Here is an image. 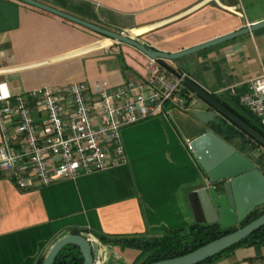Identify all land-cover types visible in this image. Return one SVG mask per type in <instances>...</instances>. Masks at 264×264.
I'll use <instances>...</instances> for the list:
<instances>
[{
	"label": "crops",
	"instance_id": "obj_1",
	"mask_svg": "<svg viewBox=\"0 0 264 264\" xmlns=\"http://www.w3.org/2000/svg\"><path fill=\"white\" fill-rule=\"evenodd\" d=\"M38 1L168 53L264 21V0ZM150 59L136 46L42 8L0 0V81L16 93L84 82L94 98L93 87L145 79ZM167 62L236 106L229 89L244 92L264 70V26ZM188 109L170 103L165 114L124 127L128 161L121 166L28 189L0 170V264H38L74 230L98 239L96 232L152 237L204 221L194 192L207 177L189 142L208 125ZM99 241L104 264L143 259L136 249ZM245 248L222 264H264V245Z\"/></svg>",
	"mask_w": 264,
	"mask_h": 264
},
{
	"label": "built area",
	"instance_id": "obj_2",
	"mask_svg": "<svg viewBox=\"0 0 264 264\" xmlns=\"http://www.w3.org/2000/svg\"><path fill=\"white\" fill-rule=\"evenodd\" d=\"M148 66L145 79L93 87L94 98L84 82L16 93L0 81V170L28 189L126 164L124 127L165 114L170 103H197L194 92L185 90V79H192L186 72L177 76L155 58ZM246 87L242 93L231 87L230 96L264 131V70ZM88 238L98 244L97 264H104L101 242Z\"/></svg>",
	"mask_w": 264,
	"mask_h": 264
},
{
	"label": "water",
	"instance_id": "obj_3",
	"mask_svg": "<svg viewBox=\"0 0 264 264\" xmlns=\"http://www.w3.org/2000/svg\"><path fill=\"white\" fill-rule=\"evenodd\" d=\"M21 1L77 22L117 41L136 46L151 58L157 59L161 66L177 76H180V72L171 66L167 60L177 59L264 26V21L259 22L192 48L176 53H168L147 48L131 35L115 32L88 22L38 0ZM184 83L196 96L208 104L206 109H192V114L201 122L208 125L219 116H223L264 147V135L216 99L212 94L213 92L192 79H185ZM189 148L207 177V182L194 192V197L205 216V220L202 222L219 223L223 228L233 227L242 223L257 207L264 205V171L253 160L238 151L230 142L214 130L207 129L191 140ZM262 226H264V213L236 230L191 252L149 264H198L240 243ZM66 245L79 247L84 258L83 264H97L98 244L91 241L87 233H69L59 238L44 257L42 264H53L59 252Z\"/></svg>",
	"mask_w": 264,
	"mask_h": 264
},
{
	"label": "trees",
	"instance_id": "obj_4",
	"mask_svg": "<svg viewBox=\"0 0 264 264\" xmlns=\"http://www.w3.org/2000/svg\"><path fill=\"white\" fill-rule=\"evenodd\" d=\"M185 90L192 91L189 88H186ZM212 94L227 108L232 110L240 118L264 135V131L261 130L254 122L251 112L239 103L238 98H235L234 103L236 106H233L229 102L223 100L221 95L217 93ZM208 129L214 130L218 135L230 143H232L233 137L237 136V134H241L243 137L249 138L248 142H253V145L250 147H262L260 143L255 141L251 136L247 135L246 132L239 129L236 125L228 121L223 116H219L213 122L209 123ZM259 161L262 165V170L264 171V157ZM263 213L264 206L257 207L242 223H240V225L243 226L247 224ZM236 229V226L223 228L219 223L209 224L206 222H195L186 227L169 229L164 235L161 236L146 237L142 235H108L102 234L100 232H96V235L103 243H114L120 245L122 248L138 249L143 254L147 253L146 258L141 264H149L154 261L173 258L191 252L198 247ZM73 233L78 234L83 232L74 230ZM240 245H264V226L253 232L240 243L235 244L234 246L213 257L207 258L198 264H212L214 261L224 257V255H230ZM43 260L44 258L40 259L38 264H42ZM83 262L84 258L79 247L76 245H66L59 252L53 264H83Z\"/></svg>",
	"mask_w": 264,
	"mask_h": 264
},
{
	"label": "rangeland",
	"instance_id": "obj_5",
	"mask_svg": "<svg viewBox=\"0 0 264 264\" xmlns=\"http://www.w3.org/2000/svg\"><path fill=\"white\" fill-rule=\"evenodd\" d=\"M196 98H197V102L198 103H196V104H194V105H190L189 106V108L190 109H188L187 111H185L186 113H188V114H190V116H193L192 115V109L194 108V107H208V104L203 100V99H201V98H199L198 96H196ZM240 109V108H239ZM142 122H144V121H142ZM139 123H141V122H139ZM264 152V147H261V148H257V149H255V150H251V149H247L246 150V154L254 161V162H257L258 160H257V156L260 154V153H263ZM259 164H260V162H258ZM264 206V205H263ZM165 234V233H164ZM163 234V235H164ZM153 237V236H152ZM247 245H240V246H238L236 249H244L245 247H246ZM261 246H263V245H261ZM132 249V248H131ZM246 249V248H245ZM133 250H135V249H133ZM136 250H138V249H136ZM139 252H140V254L141 255H139V257H143V259L138 263V264H141L142 262H143V260L146 258V256H147V253H145V254H143V253H141V251L140 250H138ZM234 252V251H233ZM232 252V253H233ZM231 253V254H232ZM231 254L230 255H224V257H222V258H220V259H218V260H216V261H214V263H212V264H222V263H225V262H227V259H228V257L229 256H231Z\"/></svg>",
	"mask_w": 264,
	"mask_h": 264
},
{
	"label": "flooded vegetation",
	"instance_id": "obj_6",
	"mask_svg": "<svg viewBox=\"0 0 264 264\" xmlns=\"http://www.w3.org/2000/svg\"><path fill=\"white\" fill-rule=\"evenodd\" d=\"M248 137H243L241 134H237V136L233 137L232 138V145L236 147V149L240 152H242L243 154H245L247 157H249L247 154H246V150L247 149H251V150H255L257 148H261V147H255V148H252L250 146L253 145V142H248ZM264 157V152L263 153H260L258 156H257V162H255L258 167L262 170V165L261 163L259 164L258 162H260L259 160L261 158ZM250 158V157H249ZM251 159V158H250ZM252 160V159H251ZM263 171V170H262ZM242 225L238 224L236 225L237 228L241 227Z\"/></svg>",
	"mask_w": 264,
	"mask_h": 264
},
{
	"label": "bare ground",
	"instance_id": "obj_7",
	"mask_svg": "<svg viewBox=\"0 0 264 264\" xmlns=\"http://www.w3.org/2000/svg\"><path fill=\"white\" fill-rule=\"evenodd\" d=\"M107 41H112L110 38H106Z\"/></svg>",
	"mask_w": 264,
	"mask_h": 264
}]
</instances>
